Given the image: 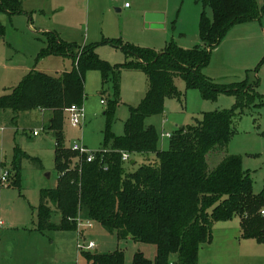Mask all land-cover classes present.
Masks as SVG:
<instances>
[{
	"label": "rangeland",
	"instance_id": "1",
	"mask_svg": "<svg viewBox=\"0 0 264 264\" xmlns=\"http://www.w3.org/2000/svg\"><path fill=\"white\" fill-rule=\"evenodd\" d=\"M22 1V10L27 15L9 16L0 12V24L5 30L3 38H0V96L16 86L29 69L54 77L72 70V57L38 58L48 46L43 30L45 33L55 31L54 34L57 33L63 42L78 46L73 52L77 57L83 54L84 47H94L98 58L116 74V66L135 61L124 54L121 49L124 45L155 52H161L170 43L181 49H192L201 44L199 22L202 11L211 18V10L203 8L196 0H51L53 4L59 1L63 10L44 16L39 15L36 8L40 4L48 7V0ZM256 2L258 8L264 7V0ZM125 3L129 6L127 9L124 8ZM149 13L165 17L162 29H145L144 19ZM30 16L33 23L29 22ZM56 22L60 24L53 27ZM263 32L264 14L260 22L234 26L212 51L209 64L201 69L202 75L219 86L238 83L248 77L251 80L254 76L259 80L256 91L262 99L244 105L241 115L233 121L234 133L227 147L207 160L211 171L227 155L240 158L242 170L249 175L255 195L264 191ZM114 41L118 47L110 43ZM245 49L248 54L244 53ZM84 77L85 120L73 128L66 115L64 146L71 149L77 145L94 153L104 149L106 118L103 113L108 104L118 102L111 132L115 137H122L129 108L136 107L145 96L147 78L143 73L122 69L117 78L118 94L115 96L113 74L105 82L99 71H88ZM174 86L176 95L164 100L163 113L146 120V125L156 129L158 146L162 151L169 145V139L162 138V135L170 136L180 127L194 125L195 119H201L204 113L231 110L236 103L235 97L223 93L215 99L204 98L199 89H188L181 78L174 79ZM101 100L105 104L101 105ZM12 118L10 111H0V221L4 224L0 234V259L4 264H16L18 260L21 264H85L81 251L76 249V232L40 234L36 230L40 191L53 189L60 177L54 168V143L47 129V118L42 120L37 112L23 113L15 122ZM32 131L39 133V137L34 138ZM12 147L38 159L34 163L22 161L19 188L12 185ZM71 161L69 173L75 172L72 183H76L79 172L75 166L80 163V155L77 153ZM143 163L155 165L158 161L154 155L145 158L129 156L122 164L124 174L135 173ZM4 175L5 185L1 181ZM262 212L263 208L259 216L264 220ZM207 213L210 215L211 210ZM80 217L85 218L83 214ZM51 222L59 223L60 216L54 214ZM209 226L212 238L200 246L197 264H264V237L260 240L245 238L238 217L229 221L209 219ZM83 235L87 242L92 240L97 245V250L91 252L108 254L122 250L124 264H132L133 255L138 251L150 260L156 253L152 245L118 242L113 234L96 222H93V229L84 230Z\"/></svg>",
	"mask_w": 264,
	"mask_h": 264
},
{
	"label": "trees",
	"instance_id": "2",
	"mask_svg": "<svg viewBox=\"0 0 264 264\" xmlns=\"http://www.w3.org/2000/svg\"><path fill=\"white\" fill-rule=\"evenodd\" d=\"M211 10V18L203 10L199 22V45L181 49L170 43L161 52L124 45L122 51L134 62L116 66L115 71L101 61L94 47H84L81 56L73 52L79 47L63 42L54 33L46 35L47 48L39 57H72L73 68L59 76L31 71L21 82L0 96V111H10L12 121L27 112H50L47 129L55 141L54 168L60 174L53 189L41 190L36 214V230L75 232L77 219L96 222L116 240L131 241L155 247L152 260L143 253L133 255L132 264H197L200 246L211 241L209 219L229 221L235 217L245 238L264 237V191L255 195L249 175L242 170L240 158L225 156L211 171L207 160L227 147L233 133V121L241 115L244 105L261 100L256 89L257 77L226 86L214 84L201 73L209 64L212 51L236 25L260 21L264 7L256 0H196ZM0 12L11 16L21 14L20 0H0ZM5 33L0 24V38ZM117 46V41L110 42ZM71 53V54H70ZM122 69L143 73L147 78L144 98L136 107H130L122 137H115L111 124L117 101L108 104L103 115L106 128L104 149L94 152L93 160L80 157L75 166L79 175L72 183L69 173L77 152L64 146L66 109L83 105L84 76L88 71H99L102 80L113 74L115 96L117 78ZM115 74V75H114ZM184 80L186 87L197 88L204 98L215 99L218 94L236 99L231 110L204 113L194 125L176 129L168 138L165 151L158 146L159 137L146 120L163 113L166 98L176 95L174 79ZM145 158L154 155L157 164L143 163L132 174H124L122 154ZM37 159L15 148L11 161L13 186L19 188L21 163ZM53 206V209H52ZM211 210L208 215L207 211ZM60 216L54 224L51 218ZM83 214L85 218L81 219ZM209 218V219H208ZM86 264H124V253L82 252Z\"/></svg>",
	"mask_w": 264,
	"mask_h": 264
},
{
	"label": "built area",
	"instance_id": "3",
	"mask_svg": "<svg viewBox=\"0 0 264 264\" xmlns=\"http://www.w3.org/2000/svg\"><path fill=\"white\" fill-rule=\"evenodd\" d=\"M125 7H128V4H125ZM101 104H105L104 101H101ZM66 114L68 116V121L70 122L73 128H76L80 125V121H84L85 118V110L83 105H72L70 108L66 109ZM34 135H37V132H34ZM162 138H169L168 134L162 135ZM71 151L77 152L80 157L82 155L86 156V161L91 162L93 160L92 152H88L84 147H78L77 145H73ZM129 159V155L124 153L122 154V161H127ZM6 175V174H5ZM2 176L1 181L2 184H6V177ZM264 215V212H262ZM1 224V223H0ZM83 228L92 229L93 223L90 221H81L79 218L77 219V229L76 232L78 234V242H77V249L81 252H91L95 249L94 242H87L86 244L81 240V231Z\"/></svg>",
	"mask_w": 264,
	"mask_h": 264
},
{
	"label": "crops",
	"instance_id": "4",
	"mask_svg": "<svg viewBox=\"0 0 264 264\" xmlns=\"http://www.w3.org/2000/svg\"><path fill=\"white\" fill-rule=\"evenodd\" d=\"M44 1H47V0H44ZM118 1H120V0H118ZM20 2H21V4H22V7H23V1L22 0H20ZM48 4H47V6L48 7H46V5L45 4H40V5H38V7L36 8V9H38V14L39 15H41V16H44V15H54V14H58L59 12H61V10H63V8H62V6L60 5V2L59 1H57L55 4H53V2L51 1V0H48ZM125 4H127V3H125ZM125 4H124V8L125 9H127L128 7H125ZM47 8H48V11H47ZM35 10V9H34ZM33 9L31 10V11H34ZM23 12L22 13H26L24 10H22ZM35 12V11H34ZM117 12H119V10H117ZM26 15H27V13H26ZM164 17V16H163ZM263 17V16H262ZM33 21V19L31 18V16L29 17V22H31V23H33L32 22ZM164 21H165V17H164ZM260 21H261V19H260ZM259 21V22H260ZM58 24H60V23H58V22H56V23H53V27H55L56 25H58ZM144 24L146 25V23H145V21H144ZM163 24H164V22H163ZM241 25V24H240ZM48 28H51V27H48ZM145 29H153V28H150V27H148V28H146L145 27ZM160 29H162V28H160ZM43 32L45 33V30H43ZM50 32H53V33H55V31H50ZM47 33V32H46ZM57 34V33H56ZM263 34H264V32H263ZM263 41H264V38H263ZM244 53L245 54H248L249 53V51L248 50H246L245 49V51H244ZM31 71H37L36 69H29V71H28V73H30ZM38 72H42V71H38ZM68 72V71H67ZM133 72H136V71H133ZM28 73H26L24 76H23V78L28 74ZM140 73V72H139ZM22 78V79H23ZM85 78V77H84ZM21 79V80H22ZM21 82V81H20ZM19 82V83H20ZM18 83V84H19ZM17 84V85H18ZM232 84V83H231ZM16 85V86H17ZM85 85H86V83H84V87H85ZM16 86H14V87H16ZM14 87H11L10 88V90L11 89H13ZM101 101H103V100H101ZM101 101H100V104H101ZM101 105H103V104H101ZM83 107H84V102H83ZM84 110H85V107H84ZM34 113H36V112H34ZM85 114H86V111H85ZM37 116H39L42 120H43V118H47V121H49L51 118V114H50V112H48V114L47 113H45V112H40V111H37ZM67 118H68V116H67ZM84 120H85V118H84ZM45 126V125H44ZM63 129H64V127H63ZM1 131V130H0ZM34 132H36V131H32V136L34 137V138H38L39 137V133H37V135H34ZM64 135H65V131H64ZM52 142L54 143V146H55V141H54V139H53V137H52ZM13 149V152H14V149H15V147H12ZM53 152H54V149H53ZM30 157V156H29ZM38 160V159H37ZM53 163H54V158H53ZM57 185V184H56ZM56 185H55V187H56ZM54 187V188H55ZM0 234H1V232L3 231V227H4V224H3V222H1L0 221ZM58 224V223H57ZM85 231L87 230V228L85 229V228H83ZM82 229V230H83ZM93 229V228H92ZM84 230L83 231H81V232H83V233H81V235H80V237H81V240H82V242L83 243H87V241H86V238L84 237ZM76 232V231H75ZM38 234V233H37ZM76 234H77V232H76ZM2 235V234H1ZM8 235H10V234H8ZM89 241H91V242H93L92 240H89ZM88 241V242H89ZM77 242H78V234H77V238H76V241H75V244H76V249H77ZM97 248V245L95 244V250H97L96 249ZM78 250V249H77ZM95 252H97V253H99L98 251H95ZM82 253V252H81ZM154 258V257H153ZM0 264H4V263H2V261H1V259H0ZM16 264H21L20 263V261L18 260V263H16ZM86 264V263H85Z\"/></svg>",
	"mask_w": 264,
	"mask_h": 264
},
{
	"label": "water",
	"instance_id": "5",
	"mask_svg": "<svg viewBox=\"0 0 264 264\" xmlns=\"http://www.w3.org/2000/svg\"><path fill=\"white\" fill-rule=\"evenodd\" d=\"M144 21L146 23V28L160 29L163 28L164 17L160 14L149 13L145 15ZM262 232L264 233V229Z\"/></svg>",
	"mask_w": 264,
	"mask_h": 264
}]
</instances>
